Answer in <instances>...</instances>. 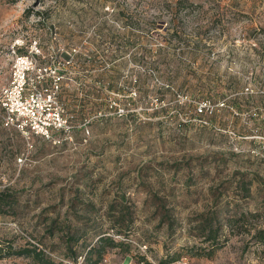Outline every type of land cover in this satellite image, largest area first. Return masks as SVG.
<instances>
[{
  "label": "rangeland",
  "instance_id": "obj_1",
  "mask_svg": "<svg viewBox=\"0 0 264 264\" xmlns=\"http://www.w3.org/2000/svg\"><path fill=\"white\" fill-rule=\"evenodd\" d=\"M174 1L0 0V88L15 42L38 38L61 61L76 48L60 64L61 100L89 126L54 142L5 125L0 105V191L17 198L0 215V264H38L9 254L7 241L66 260L71 232H86L82 247L100 228L115 232L125 209L128 236H115L130 249L109 248L98 264L176 253L190 264H264V242L240 217L256 211L264 224V0ZM219 211L213 245L197 222ZM201 246L215 249L195 254Z\"/></svg>",
  "mask_w": 264,
  "mask_h": 264
},
{
  "label": "built area",
  "instance_id": "obj_2",
  "mask_svg": "<svg viewBox=\"0 0 264 264\" xmlns=\"http://www.w3.org/2000/svg\"><path fill=\"white\" fill-rule=\"evenodd\" d=\"M77 49L63 52V61L46 58L40 40L15 42L10 50L12 63L8 80L0 88L2 120L22 133L61 142L74 139L75 127L89 133L88 120L76 123L61 100L63 77L60 64L72 62ZM202 110L203 108L200 107ZM141 264H190L184 255L168 263L142 260Z\"/></svg>",
  "mask_w": 264,
  "mask_h": 264
},
{
  "label": "trees",
  "instance_id": "obj_3",
  "mask_svg": "<svg viewBox=\"0 0 264 264\" xmlns=\"http://www.w3.org/2000/svg\"><path fill=\"white\" fill-rule=\"evenodd\" d=\"M188 0H176L174 1V5L176 7H180L183 3L187 2ZM237 98H234L233 103L236 106H239L237 103ZM241 188L244 190L245 197H249L252 195V181H244L241 182ZM17 202V198L13 192L9 190H2L0 191V215L7 213L10 208H14ZM114 213L113 209H116L115 204H111L110 206ZM123 207V206H122ZM94 208V204L93 207ZM124 209V207H123ZM129 211V210H128ZM121 214L115 215V219L117 223H114L111 226L112 231L105 230L104 228H100L97 231L96 239H93L84 246H80L79 243L86 233L84 231L81 232L80 228L71 232L68 236V240L66 243V254L64 259L58 260L51 254L47 253L45 250L37 246L36 244L32 243V246H24L21 248H15L11 242L7 241L8 253H15L19 255H31L38 264H98L100 263L109 248L117 247V246H124L125 249H130L129 242L122 238H116L115 235H121L122 233H128L127 228H129L130 223L133 221V216L131 215L130 211L121 210ZM220 211L212 216H203L197 222V227L199 229L198 235L203 238V241H210L213 245L219 243L220 241V228L221 225H215V222L218 219V215ZM258 212L256 211H243L241 212L240 217L247 218L250 221V226L247 225L248 231H252V237L255 239L256 242H264V224H257L259 221ZM230 223L239 221V216L237 214L230 215L227 218ZM255 221V222H253ZM128 236V234H126ZM6 241L0 239V257L4 254V247ZM212 245V246H213ZM205 247V246H204ZM204 247H200L199 250H196L194 253L197 255H210L215 248L218 246H214L215 248L210 249L208 251L204 250ZM184 255L180 253L173 254L172 256L165 258L162 260V263H168L179 259Z\"/></svg>",
  "mask_w": 264,
  "mask_h": 264
}]
</instances>
